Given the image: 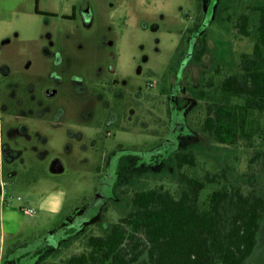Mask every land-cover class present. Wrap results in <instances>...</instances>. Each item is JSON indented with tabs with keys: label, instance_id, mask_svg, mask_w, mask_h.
<instances>
[{
	"label": "rangeland",
	"instance_id": "1",
	"mask_svg": "<svg viewBox=\"0 0 264 264\" xmlns=\"http://www.w3.org/2000/svg\"><path fill=\"white\" fill-rule=\"evenodd\" d=\"M260 1L38 0L51 15L35 0H0V264L81 249L119 217L122 189L173 172L174 150L231 163L235 177L247 170L259 140L227 148L199 132L194 93L252 52L253 35L225 18L253 17ZM252 184L264 188L263 170ZM247 264H264V219Z\"/></svg>",
	"mask_w": 264,
	"mask_h": 264
},
{
	"label": "trees",
	"instance_id": "2",
	"mask_svg": "<svg viewBox=\"0 0 264 264\" xmlns=\"http://www.w3.org/2000/svg\"><path fill=\"white\" fill-rule=\"evenodd\" d=\"M35 2L36 12L56 14L39 11ZM250 10L253 17L241 12L225 20L253 35L252 52L239 54L236 71L194 93L202 104L199 132L227 148L259 140L247 170L235 177L231 163L207 167L192 147L174 150L171 174L122 189L127 198L116 220L85 235L81 249L41 264H247L264 219V188L252 184L257 169L264 171V2ZM204 50L203 44L195 57Z\"/></svg>",
	"mask_w": 264,
	"mask_h": 264
},
{
	"label": "water",
	"instance_id": "3",
	"mask_svg": "<svg viewBox=\"0 0 264 264\" xmlns=\"http://www.w3.org/2000/svg\"><path fill=\"white\" fill-rule=\"evenodd\" d=\"M85 17L86 18H89L90 17V14H91V10L90 8H88L85 12ZM47 93L48 94H51L50 90H47ZM51 169L53 171H60L62 169V163L60 162L59 159H54L53 162H52V165H51Z\"/></svg>",
	"mask_w": 264,
	"mask_h": 264
},
{
	"label": "flooded vegetation",
	"instance_id": "4",
	"mask_svg": "<svg viewBox=\"0 0 264 264\" xmlns=\"http://www.w3.org/2000/svg\"><path fill=\"white\" fill-rule=\"evenodd\" d=\"M88 8H90L88 5H86V7H84V4H83V6H82V12H83V14H84V12L88 9ZM85 15V14H84ZM49 90V89H48ZM1 189H2V187H1ZM4 191L2 192V194H1V196L3 197V195H4Z\"/></svg>",
	"mask_w": 264,
	"mask_h": 264
},
{
	"label": "built area",
	"instance_id": "5",
	"mask_svg": "<svg viewBox=\"0 0 264 264\" xmlns=\"http://www.w3.org/2000/svg\"><path fill=\"white\" fill-rule=\"evenodd\" d=\"M26 211H28V212H32V211H33V208L28 207V208L26 209Z\"/></svg>",
	"mask_w": 264,
	"mask_h": 264
}]
</instances>
